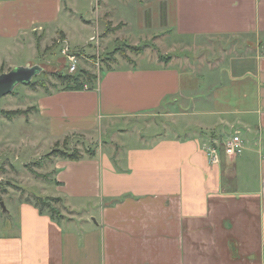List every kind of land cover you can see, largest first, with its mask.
I'll return each mask as SVG.
<instances>
[{"label":"crops","instance_id":"crops-1","mask_svg":"<svg viewBox=\"0 0 264 264\" xmlns=\"http://www.w3.org/2000/svg\"><path fill=\"white\" fill-rule=\"evenodd\" d=\"M89 7L92 23L106 14L125 29L132 9L141 30L154 14L152 27L168 32L156 37L169 38L165 54L173 59L140 58L109 68L91 89L41 96L35 133L99 141L116 122L128 128L174 101L186 108V133L144 140L119 126L137 147L123 140L120 155L115 148L57 159L42 195L60 199L72 217L55 220L18 200L15 222L12 208H0V264H264V0H90ZM82 9L81 0H0V51L52 27L86 49L91 38L82 32L92 23L79 17ZM227 132L243 133L245 151H222L214 165L205 148L223 146Z\"/></svg>","mask_w":264,"mask_h":264},{"label":"rangeland","instance_id":"rangeland-1","mask_svg":"<svg viewBox=\"0 0 264 264\" xmlns=\"http://www.w3.org/2000/svg\"><path fill=\"white\" fill-rule=\"evenodd\" d=\"M81 5L83 9L79 17L88 15L89 19L90 14L86 9L90 6V0H81ZM126 15L131 21L129 29H125L123 24L119 26L110 23L106 14L98 25L94 21L92 23L90 18L88 23H92V26L87 28L86 32H82L85 40L91 38L86 49L74 47L81 43L80 39L70 41L63 33L52 27L51 30L36 28L28 31L0 51V74L9 72L13 67L26 66L29 62L43 66L46 71L34 79V84L19 85L13 93L0 100V208L4 211L1 203L12 208L15 222H17V212L11 203L18 200L37 203L36 197L43 198L39 206L53 213L58 219L71 218L73 214L63 202L42 195L41 186L53 183L54 165L57 159L71 161L70 158L92 157L97 150L100 152V150L113 149L114 151L115 148L120 155L118 144L125 138V135L116 131L120 126L117 122V126L112 125L114 133L98 136L99 141H95L96 137L82 139L71 136L56 142V138L48 135L47 129L44 130L45 135H41L40 132L35 133L31 124L38 116L37 102L40 97L62 89H75L73 81H77L83 89H91L98 84L109 68L137 64L140 58L152 56L154 60L159 59L163 63H169L173 59V56L165 54L170 46L165 45L169 38L159 42L156 37L158 33V37L161 38L168 32L166 28L156 30L152 27L156 24L154 14L150 24L147 22L149 27L143 30L138 21L139 12H134L132 9ZM95 26L99 30H96ZM71 30L74 34L80 32L76 27H72ZM64 41L70 45V55L78 59L77 70L74 73H70L69 60L63 54ZM153 122L157 124V129ZM121 128L126 129L127 126L124 124ZM128 128L134 134H141L144 140L154 137L150 135L160 131L165 133L174 130L178 134H185L186 108L181 101H174L173 106H167L159 114L140 116L128 125ZM232 135L234 134L228 133V136ZM241 136L243 137V133ZM124 141L125 144L130 143L131 148L134 145L137 147L138 142L134 140L128 143V139ZM214 146L220 152L223 151L221 145ZM117 153L115 157L118 156ZM2 218L8 220L11 217L2 215Z\"/></svg>","mask_w":264,"mask_h":264},{"label":"water","instance_id":"water-1","mask_svg":"<svg viewBox=\"0 0 264 264\" xmlns=\"http://www.w3.org/2000/svg\"><path fill=\"white\" fill-rule=\"evenodd\" d=\"M45 72L41 65H26L15 67L9 72L0 74V100L13 93L19 85L29 86L36 77ZM1 206L6 211L5 204L1 203Z\"/></svg>","mask_w":264,"mask_h":264},{"label":"built area","instance_id":"built-area-1","mask_svg":"<svg viewBox=\"0 0 264 264\" xmlns=\"http://www.w3.org/2000/svg\"><path fill=\"white\" fill-rule=\"evenodd\" d=\"M63 54L66 55L69 60L70 73H74V71L77 70L78 59L76 56L70 55V45L67 41H64ZM221 147L226 155L237 157L242 155L245 151V141L241 134L236 132L234 135L228 138V140ZM205 151L207 152L208 158L212 164L217 165L220 163L222 151L220 152L217 148H215V146L206 147Z\"/></svg>","mask_w":264,"mask_h":264},{"label":"trees","instance_id":"trees-1","mask_svg":"<svg viewBox=\"0 0 264 264\" xmlns=\"http://www.w3.org/2000/svg\"><path fill=\"white\" fill-rule=\"evenodd\" d=\"M35 82L33 81L30 85H32V84H34ZM73 83L75 84V86H76V88L75 89H70V88H67V89H65V90H84L83 89V87L81 86V85H78V82L77 81H73ZM66 158H68V157H66ZM70 159H72V160H79V159H81V157H78V158H70ZM37 198V203H35V202H33L34 204H35V206L37 207V208H39V210H40V213H45V212H48V211H46L45 209H44V207H40L39 206V204L43 201L42 199L43 198H41V197H36ZM56 200H58V201H61L60 199H58V198H56ZM50 215H51V217L53 218V219H55V220H59L56 216H54L53 215V213H50V212H48Z\"/></svg>","mask_w":264,"mask_h":264}]
</instances>
